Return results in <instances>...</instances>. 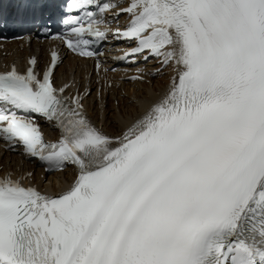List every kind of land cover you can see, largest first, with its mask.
Returning <instances> with one entry per match:
<instances>
[{
	"label": "snow or ice",
	"instance_id": "obj_1",
	"mask_svg": "<svg viewBox=\"0 0 264 264\" xmlns=\"http://www.w3.org/2000/svg\"><path fill=\"white\" fill-rule=\"evenodd\" d=\"M6 27L92 60L98 84L115 71L110 40L130 46L119 61L153 60L148 74L167 80L109 133L87 84L56 86L60 49L42 70L31 57L0 71V141L72 170L54 193L0 176V264H264V0H0Z\"/></svg>",
	"mask_w": 264,
	"mask_h": 264
},
{
	"label": "bare ground",
	"instance_id": "obj_2",
	"mask_svg": "<svg viewBox=\"0 0 264 264\" xmlns=\"http://www.w3.org/2000/svg\"><path fill=\"white\" fill-rule=\"evenodd\" d=\"M67 78V76H66ZM166 81L165 76L156 77L150 80L149 83H134L125 87L123 94L117 92L116 100H118V106L115 107L110 100L107 101V106L104 112V125L106 130L113 132L117 127L122 126L123 121L129 119L135 112L138 111L139 105L137 100L145 98H154L156 92L161 90L162 84ZM57 177V175H51L48 177V181L42 182L46 186L55 187L58 183L64 182L68 178V172H64L63 178Z\"/></svg>",
	"mask_w": 264,
	"mask_h": 264
}]
</instances>
